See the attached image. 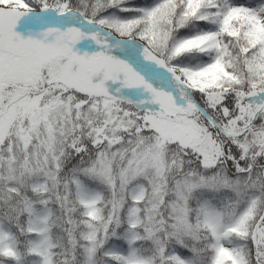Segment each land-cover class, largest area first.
Segmentation results:
<instances>
[{
	"label": "snow or ice",
	"instance_id": "1",
	"mask_svg": "<svg viewBox=\"0 0 264 264\" xmlns=\"http://www.w3.org/2000/svg\"><path fill=\"white\" fill-rule=\"evenodd\" d=\"M0 264H264V0H0Z\"/></svg>",
	"mask_w": 264,
	"mask_h": 264
}]
</instances>
